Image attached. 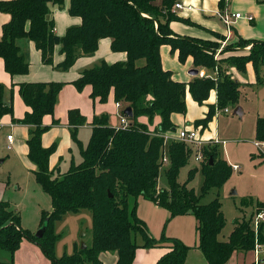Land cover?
Instances as JSON below:
<instances>
[{
	"label": "trees",
	"instance_id": "obj_1",
	"mask_svg": "<svg viewBox=\"0 0 264 264\" xmlns=\"http://www.w3.org/2000/svg\"><path fill=\"white\" fill-rule=\"evenodd\" d=\"M66 0H0V11L11 15L2 28L0 58L11 75L29 73L30 61L21 41H33L41 51L42 61L54 65L57 46L64 59L56 65L67 71L82 56L93 55L102 38L111 39L113 51L127 53V60L85 69L73 84L82 91L92 86L90 96L107 102L114 90L115 100L133 110L127 116L129 125L115 127L109 122V115H95L92 120V134L87 145L78 138V129L86 124V117L79 109L68 112L71 137L77 146L81 161L72 160L65 172L59 167L50 168V157L57 149L54 142L43 146L42 136L51 125L43 122L46 115H52L59 100L63 82H22L18 92L31 110L24 118H14V85L7 88L0 84V122L4 115L11 114L13 121L27 125L29 137L28 157L35 164L33 170L37 182L51 196L52 211H42L41 225L46 230L42 237L21 226V216L11 209L9 202H0V249L8 251L10 260L4 264H15L14 255L23 239L40 245L51 264H103L102 252H113L118 256L116 264H133L139 247L166 246L170 250L163 254L156 264H187L191 247L177 237L163 234L156 238L149 233L146 222L138 215L139 198L145 197L168 209L171 216L192 213L198 221V248L210 264H224L235 250L254 248L256 239L264 243V223L258 237L251 226L253 214L237 219L229 239L218 236L226 225L222 203L217 196L209 203L201 199L213 188H221L232 174V166L220 156L218 145L204 147L201 171L204 176L201 192L188 186L198 168H192L188 181L181 184L178 177L187 161L186 145L180 141L169 144L171 165L165 170L168 187L158 188L161 150L164 146V132L175 130L171 115L186 114L187 92L199 104L209 99L211 91H217V106L224 109L237 107L241 101V84L223 70V65L235 66L245 72L247 63L252 62L257 81L262 83L264 68V41L243 39L230 44L225 50L244 48L252 44L246 54L215 58L217 41L181 36L174 33L170 23L177 16L172 8L175 0H69V14L78 16L80 25L70 26L62 36L55 31L51 8L64 5ZM264 2V1H263ZM222 6L227 0H220ZM171 46L178 52L181 62L193 58L195 68L218 69L217 78L195 76L190 82L173 79L172 72L163 67L161 47ZM145 59L144 65L137 61ZM125 114V112H123ZM215 106L195 124L206 126L213 119ZM147 116L150 123L161 117L157 133L151 134L149 126L139 121ZM54 120L53 124H59ZM162 135V136H161ZM256 136L264 139V117L256 121ZM205 146V145H204ZM208 148V149H207ZM111 194V195H110ZM264 208V202L257 209ZM89 210L92 214V241L85 249L75 244L72 254L57 257L55 245L59 239L53 225L67 213ZM141 237L142 243L137 241Z\"/></svg>",
	"mask_w": 264,
	"mask_h": 264
},
{
	"label": "crops",
	"instance_id": "obj_2",
	"mask_svg": "<svg viewBox=\"0 0 264 264\" xmlns=\"http://www.w3.org/2000/svg\"><path fill=\"white\" fill-rule=\"evenodd\" d=\"M263 1L264 0H227V3L222 6L220 0H175L172 11L177 16V18L171 21L170 26L174 33L177 35L217 41L221 46L215 50L216 59L226 58L230 55L246 54L249 52L248 47L227 50L223 52H221V49L224 48V45L226 46L227 44L236 43L241 38L264 41ZM162 2L163 0H156V4L158 5H161ZM176 3H181L183 5V8H176ZM68 8L69 0H66L64 5H55L51 8V16L55 22V31L60 36L64 35L70 26L80 25L82 22L80 17L72 16L71 14H69ZM224 12H229L231 14L241 13L244 17L232 18L233 23L230 27H228L221 17L222 13ZM250 15L253 16V20H249L247 18V16ZM10 19L11 15L9 13L0 11V38L2 36L3 25L9 22ZM21 45L24 47L30 61L29 73L25 75H11L6 71L4 59L0 58V84H4L8 89L14 85L15 98L13 102V116L16 119H22L24 118L26 112L30 111L31 108L25 104L18 92L20 83H65L59 93V100L55 107L54 114L46 115L43 119V122L47 125H51V128L43 134L42 143L43 146L49 147L55 141H58L57 151L50 157L51 169H56V165L59 161L60 163L63 161L67 162V158L70 160V167L72 160H75L74 151H76L77 146L75 145L71 137L68 118L69 110L79 109L87 119L86 124L80 126L78 129L79 138L80 129L84 130L85 128H89L90 135L92 134L91 123L95 115L106 113L109 115V122L112 126H120L115 118L119 120L121 115L127 108V105L124 103H120V105H117L119 102L115 100L114 90L110 92L108 101L103 103L100 102L99 98H91V85H87L82 91H80L76 88L73 82L77 78H79V76L85 69L95 67L102 61H106L109 64H112L115 62H122L127 60V53L123 51H113L111 48V39L102 38L99 41L97 51L93 55L80 57L73 67H71L67 71H64L56 67V65L64 59V55L60 52V46H57L55 49L54 66L43 63L41 51L36 47L33 41L23 40L21 41ZM161 60L164 69L170 70L172 72L173 79L181 82H190L195 77V75L190 74V71L195 68L193 58L189 57L186 62H181L178 56V52H173L171 46L168 44H164L161 47ZM144 63L145 59H140L137 61L138 65H144ZM223 67L227 70L226 72H228V74L233 75L234 78H236L243 84L242 94H244L245 90H252L254 89L255 85H258L255 68L252 62L247 63L244 73L239 71L235 66H228L225 64L223 65ZM197 69L199 70L198 76H214L213 78H216V75H218V72H216L217 70L208 71L209 69L200 67H198ZM262 78H264V68L262 72ZM187 98L192 100L194 104L198 105L199 113H189L188 115L173 113L171 115V119L175 125V130H173V132L171 131L170 137H175L177 134L176 132L181 128L196 126L195 121L206 116L207 112L209 111V106L217 104L218 97L217 91L212 90L209 99H207L203 104H199L198 102H196L189 92H187L186 99ZM240 105L241 104H239V106ZM224 112L228 113L229 111ZM55 119L60 121L59 124H53ZM139 121L147 124L149 127H154L160 124L161 117L156 116L154 121L150 123L147 116H141L139 117ZM213 122L214 119L210 122L211 124L209 123L210 127L208 131L210 130ZM8 124L22 133L21 136L24 137L25 143H23L21 140L17 142L16 137L13 135V132ZM9 134H12L14 137L12 148L10 150H16L19 158H21L26 163L29 162L28 164H31L34 166V168H36L35 164L28 157V126L14 122L12 115L6 114L3 116L0 122V142H2L4 146L8 145L7 136ZM217 134L218 132L216 129L215 134L212 133L211 137L214 139H219L217 137ZM205 138L207 139L208 137L205 136ZM79 140L81 139L79 138ZM81 142L84 144L82 140ZM170 142V140H166L165 145L168 146ZM2 162L4 161L2 160ZM4 188L5 186H3V182L0 179V202L7 201L9 202L10 206H14V209L20 213L21 226L23 228H26L30 231L39 230L41 226L40 221L42 211L46 208L37 206V208L33 211L32 217H28L19 210V207L16 203L14 205V202L9 199V194L6 195L7 190L6 188ZM16 188L18 189L19 187ZM256 210L258 209L255 208V210L251 212L249 216H246V218L250 217L252 214L254 215ZM137 212L139 217L146 222L149 233L152 236L160 238L164 234L163 230L166 227L169 215H171L168 209L159 206L157 203L150 199L141 197L139 198ZM90 217H92V214L90 215ZM177 218H180L182 222H185L184 228L182 230H172L170 232L168 231V235L181 239L184 243L191 247L187 254L186 263L210 264L201 249H199L197 246L199 242V236L197 233L198 221L195 215L192 213L177 215L169 221L174 222L173 220H176ZM27 220H31L33 224H28V222H26ZM84 233V235H80L79 242H77L76 244L80 245L82 241H85L86 244L91 243V240L87 239L91 231L89 233L88 230H85ZM90 239H92V234ZM88 240L90 242H88ZM219 240L221 239L219 238ZM141 243L142 242H140V244ZM260 243L263 245L259 251L255 249V246L250 250H235L224 264H264V243ZM74 249L75 247L73 248V250ZM169 250L170 249L166 246H156L152 248L139 247L136 250L135 260L133 264H156L158 259ZM14 257L15 264H51V260L46 256L40 245L26 238L23 239L21 246L15 252ZM8 259L10 260V254L8 256ZM100 259L103 264H116L118 256L115 253L108 251L102 252L100 254Z\"/></svg>",
	"mask_w": 264,
	"mask_h": 264
},
{
	"label": "rangeland",
	"instance_id": "obj_3",
	"mask_svg": "<svg viewBox=\"0 0 264 264\" xmlns=\"http://www.w3.org/2000/svg\"><path fill=\"white\" fill-rule=\"evenodd\" d=\"M229 45L230 44H227L226 46L224 45V48L221 49V52L227 51L225 48ZM220 46L221 45H219L217 49ZM247 47L250 50L252 44H249L244 48ZM200 68L209 69L207 67ZM211 70H217L216 72H219L216 68L209 69L208 71ZM223 70L227 71L224 67ZM217 76L218 75H216V78ZM230 76L237 80L233 77V75ZM261 82L262 83L257 82L258 85H255L254 89L252 90L247 88L248 90H245L244 94H242L243 84L240 82L242 96L239 104H241L240 106L243 108V115L234 114L235 107L233 106H229V112L225 113L224 110L221 108L219 109L216 104L214 105V122L211 125L209 131L208 129L211 124L210 122L213 119L207 126L204 123L195 124V127H197L201 133L204 132L202 133V137L204 135L203 138L207 143L205 146L201 147V150H203L204 147L211 149L210 147L218 145L217 147L220 156L225 159L229 165L239 166L238 170H232L230 178L221 188H213L201 199L202 203H209L217 196L220 198L222 210L226 217V225L219 234V238L221 240L228 239V236L234 227L235 220L241 219L243 216H249L251 212L257 208L258 203L264 202V155L260 153L259 149L255 146V142L258 140L256 136V121L258 117H264V78H262ZM186 103L188 108L186 113L187 115L189 113H199L198 105L194 104L192 100L187 98ZM115 120L120 124L121 117L119 120H117V118H115ZM8 126L12 130L13 135L16 137L17 142L21 140L23 143H25L24 137L21 136L22 133H20L19 130L15 129L10 124H8ZM157 128L158 126L149 127L151 134H158ZM216 129L218 132L217 137L219 138L218 144L214 138L211 137L212 133L215 134ZM169 132H171V130L165 131L163 135L166 136ZM90 136L89 128H85L84 130L80 129L79 138L84 142L85 145H87L89 142L88 140L90 139ZM205 136L208 138L206 139ZM169 140L171 142H183L187 149L189 148L187 143L174 136L169 138ZM55 142L58 145V141ZM74 156L75 163L81 161L82 157L78 148H76V151H74ZM164 157L167 158V161L164 159ZM2 160L4 162H2ZM67 160V162L63 161L60 163L59 161L57 163L56 166L59 167L60 172H65L68 170L70 160L68 158ZM187 161L188 163L182 167L180 171L178 181L181 184L187 182L190 170L192 168H198L194 177L188 182V186L190 188H194L197 193H200L204 180V176L201 171V161H196L195 155L192 154L191 149L187 151ZM159 162L160 175L158 180V188L161 190L165 187H168L164 172L165 170H168L171 165L169 145L166 146L165 141L163 149L161 150ZM28 163L29 162L26 163L18 157L16 150H10L8 149L7 145L4 146L2 142H0V179L3 182V186H5L7 190L6 195L9 194V199L14 202V205L15 203L17 204L19 210L24 215L32 217L33 211L37 208V206H41L42 208H46L45 210L52 211L53 205L51 196L45 192L41 185L36 181L33 171V169H35L34 166ZM16 187L19 188L17 189ZM10 207L14 210V206ZM90 215L91 211L89 210H82L78 213L70 212L64 215L61 219L54 222L53 229L56 234H59V239L55 245V253L57 257H62L65 253L72 254L75 244L79 242L80 235L83 234L85 230H88L90 233L92 229V217H90ZM168 218L169 219L166 223V227L163 230V233L166 236H169L168 231L182 230L184 228L185 222H182L180 218L173 220L174 222L169 221L173 218L171 215H169ZM26 222H28V224H33L31 220H27ZM43 226L44 225H41L40 228L42 229ZM38 231L40 230L32 232L36 234ZM90 238L91 233L88 235L87 239L92 241ZM89 240L88 242H90ZM137 241L139 243L142 242L140 236H138ZM8 256V251L0 249V264L7 263L9 260Z\"/></svg>",
	"mask_w": 264,
	"mask_h": 264
},
{
	"label": "built area",
	"instance_id": "obj_4",
	"mask_svg": "<svg viewBox=\"0 0 264 264\" xmlns=\"http://www.w3.org/2000/svg\"><path fill=\"white\" fill-rule=\"evenodd\" d=\"M176 8H183V5L181 3H176ZM224 23L230 27L231 24L233 23L232 18H240V17H244L241 13H229V12H224L221 15ZM246 18V17H245ZM247 18L249 20L253 19V16H247ZM117 105H120V103H118ZM224 111L228 112L229 108L226 107L223 109ZM129 125V121L127 119V115L126 114H122L121 115V122H120V126L117 127H126ZM173 132V131H172ZM176 138H178L181 141H184L185 143L188 144L189 148L191 149L192 154L195 155V159L196 161H202L203 160V152L201 150V147H203L205 144H207L204 140V138L202 137V133L201 131L193 126V127H184L179 129L176 132ZM171 132L168 133V135L164 136L165 141L169 140ZM8 139V145L7 147L9 149L12 148V143H13V135L9 134L7 136ZM216 141V143H218V139H214ZM255 146L259 149L260 153H262L264 155V139H258L255 142ZM164 159L167 161V158L164 157ZM232 169L233 170H238L239 166L238 165H232ZM262 223H264V208H260L259 210H256L253 217H252V228L256 234V237H258L259 234V229L260 226L262 225ZM263 244H261L258 240V238L256 239V245H255V249L257 251L260 250V248L262 247Z\"/></svg>",
	"mask_w": 264,
	"mask_h": 264
},
{
	"label": "water",
	"instance_id": "obj_5",
	"mask_svg": "<svg viewBox=\"0 0 264 264\" xmlns=\"http://www.w3.org/2000/svg\"><path fill=\"white\" fill-rule=\"evenodd\" d=\"M190 74L196 76V75L199 74V70H198L197 68H194V69H192V70L190 71ZM124 112H125V114H126L127 116H129V117L133 116V110H132L131 107H127V108L125 109ZM234 114H236V115H243L242 107H241V106H237V107H235ZM110 195H111V194H110ZM39 230H40V231H38V232L36 233V236H37V237H42L43 234H44V231L46 230L45 225L43 226L42 229L40 228ZM84 234H85V233L83 232L82 235H84ZM86 247H87L86 242H85V241H82V242H81V249H85Z\"/></svg>",
	"mask_w": 264,
	"mask_h": 264
}]
</instances>
